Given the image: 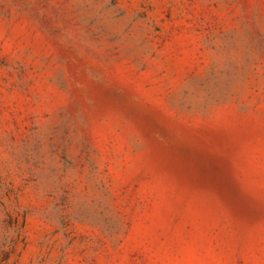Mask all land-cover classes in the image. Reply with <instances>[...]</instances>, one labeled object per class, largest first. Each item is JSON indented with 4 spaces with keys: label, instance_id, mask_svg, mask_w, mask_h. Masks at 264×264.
Here are the masks:
<instances>
[{
    "label": "rangeland",
    "instance_id": "rangeland-1",
    "mask_svg": "<svg viewBox=\"0 0 264 264\" xmlns=\"http://www.w3.org/2000/svg\"><path fill=\"white\" fill-rule=\"evenodd\" d=\"M0 264H264V0H0Z\"/></svg>",
    "mask_w": 264,
    "mask_h": 264
}]
</instances>
